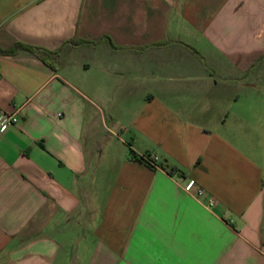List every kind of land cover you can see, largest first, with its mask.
Here are the masks:
<instances>
[{
    "label": "crops",
    "instance_id": "crops-1",
    "mask_svg": "<svg viewBox=\"0 0 264 264\" xmlns=\"http://www.w3.org/2000/svg\"><path fill=\"white\" fill-rule=\"evenodd\" d=\"M80 40L0 53V264H264V0H0Z\"/></svg>",
    "mask_w": 264,
    "mask_h": 264
},
{
    "label": "built area",
    "instance_id": "built-area-1",
    "mask_svg": "<svg viewBox=\"0 0 264 264\" xmlns=\"http://www.w3.org/2000/svg\"><path fill=\"white\" fill-rule=\"evenodd\" d=\"M19 114L15 113H6L0 111V136L5 134L10 128L16 126L19 123ZM142 162L150 165L156 169H162L163 166L159 164V157L157 155H142ZM184 191L188 194L194 195L198 200L205 198V190L198 185L195 180H189L184 186ZM204 205L208 208H212L216 205L215 199L209 197L206 199Z\"/></svg>",
    "mask_w": 264,
    "mask_h": 264
},
{
    "label": "trees",
    "instance_id": "trees-1",
    "mask_svg": "<svg viewBox=\"0 0 264 264\" xmlns=\"http://www.w3.org/2000/svg\"><path fill=\"white\" fill-rule=\"evenodd\" d=\"M105 40L110 43L112 46H114L113 42L111 41L110 38L106 37ZM92 44L93 42H86V41H74V42H68L65 43L62 48H60L58 51L52 52L48 51L43 48H38V47H33L30 45H26L20 42H13V44L8 48V49H2L0 47V53L7 54V55H17L20 52H29L36 57H38L40 60L46 63H51V61L57 59L65 50L68 46L72 44ZM142 161V159H140ZM173 172V171H171Z\"/></svg>",
    "mask_w": 264,
    "mask_h": 264
}]
</instances>
